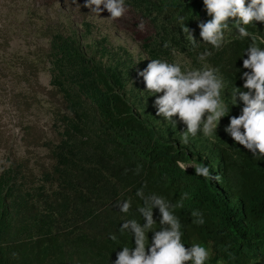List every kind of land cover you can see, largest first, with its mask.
<instances>
[{
	"label": "trees",
	"instance_id": "16d2710c",
	"mask_svg": "<svg viewBox=\"0 0 264 264\" xmlns=\"http://www.w3.org/2000/svg\"><path fill=\"white\" fill-rule=\"evenodd\" d=\"M125 4L121 20L139 43V61L129 60L127 51L104 61L107 46L87 43L88 36L74 24L41 33L48 49L39 60L60 104L52 113L57 138L45 143L48 155L37 167L20 159L0 172V264H114L116 252L134 245L130 233L120 234V225L128 219L143 223L137 212L143 201L136 196L142 187L145 195L172 203L188 194L174 214L186 246L202 243L215 252L208 264H264V159H253L225 133L228 117L221 120L215 142L198 133L183 144L186 125L173 127L156 115L155 97L137 75L151 59L173 61V48L187 58L186 67L201 68L197 55L209 48L213 54L205 63L219 68L231 94L243 85L240 69L248 41L236 39L232 28L225 34L231 43L222 51L204 44L198 23L210 17L203 0ZM183 25L200 42L195 49ZM257 28L249 30L264 36V25ZM225 100L229 113L239 115L242 103L233 108ZM177 160L205 164L220 179L205 180L191 167L183 172ZM129 198L132 207L124 215L114 205ZM153 211L158 224L159 210ZM193 211L202 213L204 224L194 223Z\"/></svg>",
	"mask_w": 264,
	"mask_h": 264
},
{
	"label": "clouds",
	"instance_id": "9594fccd",
	"mask_svg": "<svg viewBox=\"0 0 264 264\" xmlns=\"http://www.w3.org/2000/svg\"><path fill=\"white\" fill-rule=\"evenodd\" d=\"M203 5L210 17L198 23L199 35L204 44L216 52L222 51L226 44L231 43L225 34L232 28L235 29L236 39L248 41L243 53V57L247 58L242 59L240 69L242 88L235 87L231 94L227 92L219 68L205 63L213 54L209 48L197 55L198 61L203 64L201 68L183 65L176 57L184 54L173 48L172 56L176 59L171 62L151 59L147 67L137 75L143 78L146 92L155 97L156 115L173 127H177L178 122L186 125V131L181 133L183 144L187 145L189 136L194 138L198 133L215 142L221 120L228 117L225 133L236 145L251 153L253 159H264V48L260 46L264 44V36L249 30L257 28L258 24L264 25V0H203ZM84 7L99 19L106 10L109 16L101 20L110 22L122 19L128 11L125 0H87ZM138 27L142 31L143 22ZM182 31L188 34L193 49L200 45L193 31L186 25H183ZM169 46L165 42L164 47ZM226 97L234 105L233 108L240 107L242 103L239 115L229 113ZM176 165L183 172L190 167L194 168L195 175L205 180L220 179L219 176H213L205 164L196 165L195 162L177 160ZM136 196L143 201L142 206L137 208L143 223L128 219L120 225V234L130 233L134 245H126L116 252L114 264H208L211 259L210 249L202 243L186 246L182 239L184 234L181 222L174 214L177 207H183V200L188 198L187 193L176 203L155 193L145 195L143 187L136 191ZM114 207L127 215L132 207L131 199L117 201ZM154 209L159 210L158 224L154 219ZM191 215L198 217L194 223L204 224L202 213L193 211ZM149 233H152L151 241ZM109 239L115 241L116 234L110 233Z\"/></svg>",
	"mask_w": 264,
	"mask_h": 264
},
{
	"label": "rangeland",
	"instance_id": "374dc122",
	"mask_svg": "<svg viewBox=\"0 0 264 264\" xmlns=\"http://www.w3.org/2000/svg\"><path fill=\"white\" fill-rule=\"evenodd\" d=\"M86 2L0 0V172L20 159L37 167L35 164L48 155L45 143L57 138L52 113L60 104L51 95V75L39 60L48 49L41 36L47 27L76 25L88 36L87 43L107 46L104 61L123 51H127L129 60L142 59L128 24L121 19L101 20L108 18L106 10L97 18L84 7ZM176 58L183 65L188 62L184 56ZM206 247L211 252L210 262L216 255Z\"/></svg>",
	"mask_w": 264,
	"mask_h": 264
}]
</instances>
